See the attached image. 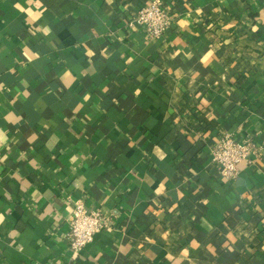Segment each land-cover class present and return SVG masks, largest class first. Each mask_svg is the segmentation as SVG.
<instances>
[{
  "label": "crops",
  "instance_id": "crops-1",
  "mask_svg": "<svg viewBox=\"0 0 264 264\" xmlns=\"http://www.w3.org/2000/svg\"><path fill=\"white\" fill-rule=\"evenodd\" d=\"M151 1L0 0V264H264V0H163L159 39ZM76 200L111 226L72 250Z\"/></svg>",
  "mask_w": 264,
  "mask_h": 264
},
{
  "label": "built area",
  "instance_id": "built-area-1",
  "mask_svg": "<svg viewBox=\"0 0 264 264\" xmlns=\"http://www.w3.org/2000/svg\"><path fill=\"white\" fill-rule=\"evenodd\" d=\"M132 22L142 27L150 38L159 39L171 27L173 17L163 0H153L137 12ZM251 152L249 142H241L231 134H224L210 147L212 161L227 179L236 176L239 163L246 160ZM68 226L69 246L76 250L92 242L96 233L109 228L111 220L103 215L100 208H88L81 200H76Z\"/></svg>",
  "mask_w": 264,
  "mask_h": 264
}]
</instances>
